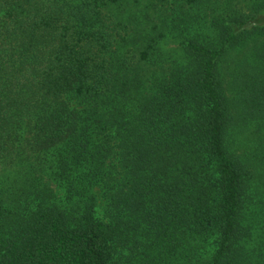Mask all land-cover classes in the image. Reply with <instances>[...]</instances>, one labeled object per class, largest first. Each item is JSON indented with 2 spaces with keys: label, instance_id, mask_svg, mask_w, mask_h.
Here are the masks:
<instances>
[{
  "label": "trees",
  "instance_id": "1",
  "mask_svg": "<svg viewBox=\"0 0 264 264\" xmlns=\"http://www.w3.org/2000/svg\"><path fill=\"white\" fill-rule=\"evenodd\" d=\"M168 2L0 0V264H264L257 169L232 142L264 128V43L231 80L219 66L264 37V0ZM139 4L167 11L181 62L151 69L167 33L139 43Z\"/></svg>",
  "mask_w": 264,
  "mask_h": 264
},
{
  "label": "rangeland",
  "instance_id": "2",
  "mask_svg": "<svg viewBox=\"0 0 264 264\" xmlns=\"http://www.w3.org/2000/svg\"><path fill=\"white\" fill-rule=\"evenodd\" d=\"M174 1L180 2V0H169V2L164 7L171 8L173 6H176L177 4H173ZM249 1L250 0H239L240 4H246L249 3ZM187 9L189 8L187 7ZM145 11L146 10L139 4V34H138L139 43L144 35L150 33L147 32V30L149 29H147L145 25L149 24L151 26L153 24H156L157 27L152 32H156L164 28L163 14L167 13L166 10H163L161 14L151 13L149 17H146ZM190 11L196 17V21L190 26V30L193 31V33L195 32L208 33L209 32L208 29L211 27V19L213 18V14L204 8L202 10H199L197 8H192L191 10L189 9V13ZM174 16H179L181 17V19L184 20V16L183 14H181V10L174 12ZM256 21L260 23H264V14L257 17ZM173 22L175 21L173 20ZM164 30L166 31L167 36L163 41H161V43L159 44V51L153 56L152 62L149 63L150 65H153L151 68L152 70L157 68L158 66H160V64L163 63L166 64L168 68L176 64L177 62L182 61L183 52H182L181 38L174 37L173 35L169 34V32L174 31V29L167 30L164 28ZM241 43L243 44L237 45L226 56H224L222 63L219 64L222 74L224 75V77H227L229 80L232 79V75L239 67L241 61L245 59L254 61L255 48L260 46L262 43H264V37L253 35ZM163 71L164 69L161 68V72ZM262 137H264V128L261 127V123H259V121L256 120L252 123H248L245 126H240L239 128H236L232 133V142L235 143L234 147H236L240 152L245 153V156L252 161V163L255 165L257 169V175L253 182L252 189H253V193H256V195L259 196L260 198L264 196V152H262L261 150V142H260ZM98 195H99V200L97 206L99 213H101L104 210L105 201L101 197L100 192L98 193ZM257 231L260 233L262 232L260 228H258Z\"/></svg>",
  "mask_w": 264,
  "mask_h": 264
}]
</instances>
